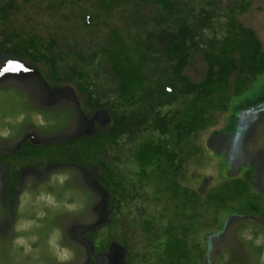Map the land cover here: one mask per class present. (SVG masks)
Masks as SVG:
<instances>
[{
  "label": "trees",
  "instance_id": "trees-1",
  "mask_svg": "<svg viewBox=\"0 0 264 264\" xmlns=\"http://www.w3.org/2000/svg\"><path fill=\"white\" fill-rule=\"evenodd\" d=\"M74 2L0 0V62L3 65L7 58L39 69L44 66L47 72L42 74L47 82L73 84L80 94L87 96L82 99L87 108H106L111 121L106 129L95 134L62 145L25 150L26 153L16 161L28 160L15 165L11 174L10 200L17 190L18 174L23 166H34L39 170L59 163H75L87 168L102 166L104 171L100 181L111 192L109 205L113 214L117 208L139 200L137 194L145 189L148 199L141 197L146 201L143 204L155 209L162 204L159 214L140 216L139 224L148 247L137 254L140 263L199 264V259L206 260L205 253L192 249L183 220L188 222L197 218L186 208L188 205L194 208L203 202L196 192L178 182V174L184 161L197 153L195 142L199 134L216 125L217 112L229 115L223 129L230 132L231 138L244 131L239 126L238 117L243 113L239 106L256 102L259 106L263 91L255 93V97H247L245 102L237 101L245 90L255 88L261 80L264 84L263 44L256 31L240 24L236 17L239 10L246 8L242 5L230 7L224 34L219 37L216 12L209 9L215 5L213 1L200 0L198 3L206 6L197 7L195 0H80L93 7L102 6L109 21L116 18V11L124 6L135 5L133 13L149 11L151 19L145 24L149 29L148 37L137 36L135 48L130 36L124 37L114 31L108 45L91 48L87 54L75 52L69 55L60 44L57 32L66 29L64 25L71 21L66 9ZM28 6L44 10L57 24V32L52 34L50 23L43 19L32 25L18 23L16 17ZM94 18L100 19L99 13L92 17L91 23L87 18L83 19L82 26L90 29ZM153 37H160V44H164L165 49L156 48L154 39L151 40ZM196 59H202L205 68L200 82L187 74ZM149 60L154 65L151 73L147 71V68L151 69ZM102 65L107 70L104 75L95 77L93 71ZM105 77L106 81H103ZM110 83L112 88L108 89ZM122 140H126L121 146L129 148L128 156L123 160L118 156L110 159L109 153L117 149ZM231 157L236 159V154ZM169 171L172 182L167 181L164 186L157 182V189L170 192L168 202L171 207L163 206L165 199L153 193L155 182L152 186V181L157 178L168 179ZM252 181L250 173L229 180L224 191L216 197L215 208L226 210L230 202L245 199L243 210L226 211L264 217L261 197L253 192ZM160 199V205L155 202L159 205L156 206L154 201ZM208 202H213L212 197ZM222 226L217 231L223 229ZM127 236H122L120 243L128 251L130 263L136 264L137 256L132 252ZM118 240L108 235L98 237L96 248L98 252L107 251L113 241Z\"/></svg>",
  "mask_w": 264,
  "mask_h": 264
},
{
  "label": "rangeland",
  "instance_id": "rangeland-1",
  "mask_svg": "<svg viewBox=\"0 0 264 264\" xmlns=\"http://www.w3.org/2000/svg\"><path fill=\"white\" fill-rule=\"evenodd\" d=\"M199 1L195 0L197 7L206 6L201 2L199 4ZM207 1L215 2L209 9L216 12L219 37L224 34L230 7L242 5L246 9L237 12L238 22L256 31L264 47V0ZM134 6L119 8L116 18L109 21L102 6L93 7L88 2L75 0L66 9L68 20L71 21L60 32L55 31L57 24L52 22V18L44 10L28 6L16 19L23 25H32L43 19L50 23L49 31L52 34L57 32L66 53L87 54L91 48L108 45L114 31L124 37L130 36L132 47L135 48L136 43L138 44L137 36L142 34L143 37H148L149 29L145 24L149 21L150 12L133 13ZM97 13L100 19L94 18L90 29L84 28L82 20L87 18L91 23L92 17L97 16ZM153 27L157 28L156 25ZM207 34L211 35V32ZM153 39L156 48L163 50L165 46L160 44V37H153L151 40ZM152 62L149 60L151 69L147 68L150 73L154 71ZM204 69L202 59H196L189 66L187 74L200 82L204 78ZM106 70V66L102 65L93 71V75H104ZM45 71L47 69L44 66L39 69L23 61L7 58L0 67V79L5 76L20 77L19 80L10 79L0 87V264H60L58 254L65 251L70 252L73 257L66 264H131L128 251L120 243L121 237L129 235L128 241L135 257L139 252L148 250L139 224L140 216H154L163 209L162 204L158 209L143 204L146 201H142L141 197L143 200L148 199L146 189L137 194L139 200L135 198L134 203L131 201L130 205L117 208L113 214L109 205L111 192L100 181V175L104 171L102 166L87 168L75 163H59L43 170L34 166L21 167L18 187L10 200L13 181L11 174L15 165L28 160L24 158L16 161L26 153L25 150L51 144L62 145L78 137L95 134L106 129L111 121L106 108H87L82 100L87 96L80 94L73 84L47 82L43 77ZM103 81H106V77ZM262 82L261 80L255 88L245 90L237 100L245 102L247 97H255V93L263 91L259 106L257 102L239 106L243 112L238 117L243 133L238 132L230 138V132L223 129L229 115L223 111L217 112L216 125L199 134L195 142L197 153L184 161L178 174V182L196 192L203 202L194 208L189 205L186 208L191 216L197 218L188 222L183 220V226L189 229L187 233L192 249L205 253L206 260L199 259V264H264V217L254 213L226 211L243 210L245 199L230 202L226 210L216 209L214 205L216 197L220 196V191H224L229 180L250 173L253 192L261 197L264 208ZM109 85L108 89H111L112 84ZM100 91L102 93L103 89ZM124 143L126 140H122L117 149L111 150L110 159L118 156L123 160L128 156L129 148L121 146ZM233 154H236V159L231 157ZM168 177L152 181V186L156 183L155 189H152L158 198L162 196V200L165 199L163 206L171 207L168 202L170 192L165 189L159 192L157 189V182L163 183V186L167 181L172 182L170 171ZM210 197L213 199L211 203L208 202ZM155 202L159 204L161 199L155 200L154 204ZM157 204L155 205H160ZM169 213L172 217L171 209ZM222 224L223 229L217 231ZM21 225H24L23 230ZM104 235L114 236L119 240L113 241L109 250L98 252L95 239ZM21 239L26 242L24 245L17 243ZM136 259V264H141L138 256Z\"/></svg>",
  "mask_w": 264,
  "mask_h": 264
},
{
  "label": "clouds",
  "instance_id": "clouds-1",
  "mask_svg": "<svg viewBox=\"0 0 264 264\" xmlns=\"http://www.w3.org/2000/svg\"><path fill=\"white\" fill-rule=\"evenodd\" d=\"M23 227L24 225H21V230H23ZM17 243L19 245H24L26 242L23 239H21V240H18ZM57 258L60 261V264H66V262L71 260L73 257L70 252L65 251L63 254H58Z\"/></svg>",
  "mask_w": 264,
  "mask_h": 264
},
{
  "label": "snow or ice",
  "instance_id": "snow-or-ice-1",
  "mask_svg": "<svg viewBox=\"0 0 264 264\" xmlns=\"http://www.w3.org/2000/svg\"><path fill=\"white\" fill-rule=\"evenodd\" d=\"M2 67V66H0ZM10 79H16V80H19L20 77H17V76H5L4 79H0V87H3L5 85V83L10 80Z\"/></svg>",
  "mask_w": 264,
  "mask_h": 264
}]
</instances>
